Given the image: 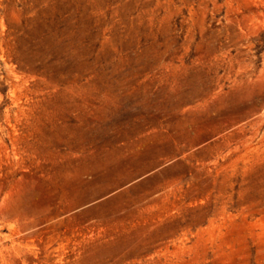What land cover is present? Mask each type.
Segmentation results:
<instances>
[{
	"label": "rangeland",
	"instance_id": "374dc122",
	"mask_svg": "<svg viewBox=\"0 0 264 264\" xmlns=\"http://www.w3.org/2000/svg\"><path fill=\"white\" fill-rule=\"evenodd\" d=\"M0 264H264V0H0Z\"/></svg>",
	"mask_w": 264,
	"mask_h": 264
}]
</instances>
